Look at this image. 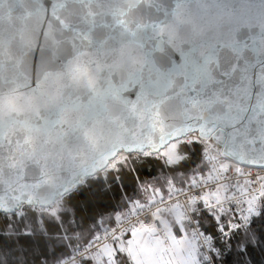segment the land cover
<instances>
[{
	"label": "snow or ice",
	"instance_id": "obj_1",
	"mask_svg": "<svg viewBox=\"0 0 264 264\" xmlns=\"http://www.w3.org/2000/svg\"><path fill=\"white\" fill-rule=\"evenodd\" d=\"M0 264H264V0H0Z\"/></svg>",
	"mask_w": 264,
	"mask_h": 264
}]
</instances>
